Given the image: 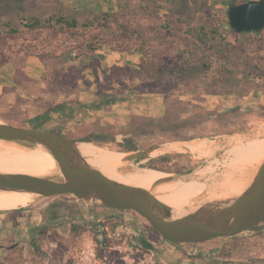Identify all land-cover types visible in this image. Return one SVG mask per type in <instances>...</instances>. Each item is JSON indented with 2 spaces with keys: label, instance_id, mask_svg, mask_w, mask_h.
Listing matches in <instances>:
<instances>
[{
  "label": "rangeland",
  "instance_id": "1",
  "mask_svg": "<svg viewBox=\"0 0 264 264\" xmlns=\"http://www.w3.org/2000/svg\"><path fill=\"white\" fill-rule=\"evenodd\" d=\"M232 1L247 0H98L93 8L96 11L120 10L126 14L125 20L132 30L137 31L130 44L132 47H137L140 52L137 51L135 56L126 54L125 57L128 59L123 61L136 65L139 62V57L136 55L146 52L141 61L145 58L143 62L151 59L156 64H170L176 60L189 59L190 56L194 57L197 54L202 61L214 66L211 70L194 76L196 80L193 77L187 79V82L177 78H166L157 87L166 95H186L184 94L188 91L186 86H189L190 90L185 100H190L193 111L200 114L197 128L189 132L192 135L190 139L202 138L207 147L216 144L217 140H229L230 138L223 139V136L234 132L262 137L250 139L249 144L243 138L237 139L234 142L235 145L245 143L236 147L229 146L220 149L216 155H212L210 150L207 155L185 152L191 162L189 168L181 173H203L204 180L208 181V183L199 181L188 191V203L192 201L193 205L209 197L238 193L235 183H243L245 187L250 181L256 164L264 158L263 151L259 158L247 160L243 162V165H240L238 161L242 156V151L247 147L246 145L260 142L259 144L264 146V29L259 32L234 34L227 22V9ZM59 2L62 3L60 0ZM25 6L28 8V3ZM9 16L8 12L0 8V46L11 45V48H19L21 45L24 47V45L32 44L34 49L39 52L46 51L57 44L74 46V43H71L69 39L66 42V34L60 35L57 39L51 38L52 34L48 28H43L35 33L25 31L19 39L10 40L4 32L6 29L3 26V22L8 20ZM202 24L206 25L209 31L217 24L220 27L219 32L226 40L218 36L217 39L211 41V46L201 49L196 37L197 33L192 31V28ZM114 31H107L105 36L107 40L102 43L100 50L112 49V46L117 42ZM100 50L97 54L104 61L108 50L106 52ZM148 53L150 56H146ZM6 54L9 57L13 56L8 49ZM68 65L58 62L50 64L52 68L57 69L61 77H64V73H66L75 79L76 67L67 68ZM223 66L225 68L222 69ZM68 69L72 71V74ZM151 70H153L152 67ZM34 73L41 75V69L40 71L35 70ZM151 75V77L155 76V74ZM226 78L230 79V83ZM98 83L102 90L113 89L110 84ZM191 86L194 88L199 86L201 89H205V92L196 91L193 93ZM13 107L2 104V108ZM16 108L26 110L24 106L18 107L17 105L14 109ZM28 108L30 111L41 110V107L35 102ZM101 147L118 150L116 144H104ZM243 147L244 149H242ZM159 152L156 151L153 155L156 156ZM130 163H133L131 166L135 170L143 173L138 165L147 166L148 160H132L121 164L120 170L126 171L127 164ZM238 164L239 169L236 167ZM168 173L175 174L176 172ZM212 183H217V187L210 189ZM219 194L220 196H218ZM62 198L72 199L73 197L63 195ZM51 200L53 199L44 198L39 204H47ZM92 207L95 206L84 204L81 213L75 217L61 218V227H52L49 231L47 230L48 232L44 233L40 244L36 243L37 246L23 245L19 250L8 252L0 260V264H163L160 253L165 248L164 244L170 241L151 232L146 225V219L128 210ZM76 221L81 227L74 238L71 234V225L73 224L71 222ZM119 224L141 229L146 237L154 243L155 249L144 248L132 233L117 232L115 227ZM103 231L106 232L109 242L100 245L97 233ZM261 231H264V224L259 229L240 233L242 240L240 246L233 250L234 259H246L260 248H264V237L259 233ZM87 240H92L96 246V255L91 259L83 254Z\"/></svg>",
  "mask_w": 264,
  "mask_h": 264
},
{
  "label": "trees",
  "instance_id": "2",
  "mask_svg": "<svg viewBox=\"0 0 264 264\" xmlns=\"http://www.w3.org/2000/svg\"><path fill=\"white\" fill-rule=\"evenodd\" d=\"M237 3L244 1H234ZM28 3V8L25 4ZM0 8L8 12L10 16L8 20L3 22L6 29L4 32L10 40L19 39L23 32L29 31L32 33L38 32L43 28L50 29L51 38L57 39L60 35L66 34V42L71 41L74 46H67L66 44H57L52 48L36 51L32 44L21 45L19 48H11L12 46H0V67L8 63L15 65L16 73L13 78L14 84L24 87L25 90H30L34 95V102L38 104L44 111L35 119L38 121L45 115L52 112L72 107L76 104L77 98L70 97L76 92V78L72 79L69 74L64 73V77L59 75L55 67L50 64L58 62L59 64H66L68 60H80L83 72L86 68L92 70L95 80L101 84H110L113 86L115 93H125L127 91L136 92H160L158 85L163 80L170 78H177L180 80H187L201 73L207 72L214 68L213 65L206 61H202L199 55L190 56L189 59H181L173 61L170 64H156L153 60L143 62L145 58L136 65L130 62L124 64H113L109 67H104L101 58L97 55V50L105 43L107 31L115 30L117 42L112 46L113 50L135 52L139 49L132 47L131 42L133 37L137 34L136 30H132L129 23L125 20L126 14L118 11H96L94 9L78 10L68 6H64L59 0H0ZM229 23V19L227 18ZM231 31L240 35L241 33L235 32L230 26ZM220 27L216 24L210 31L208 27L202 24L199 27L192 28V31L197 33V39L200 48L211 46V41L221 37L223 40L226 38L219 32ZM69 39V40H68ZM7 49L12 57H9L6 52ZM12 51V52H11ZM146 53V52H145ZM145 53H143L145 57ZM39 56L43 59L46 65V70L40 79H33L26 73V60L29 56ZM150 56L149 53L146 56ZM151 67L153 70H151ZM67 68H74V66H67ZM222 69L225 66L221 67ZM69 73L72 71L68 69ZM70 74V75H71ZM151 74H155L151 77ZM228 83L230 79L226 78ZM160 81V82H159ZM42 83L45 85L42 86ZM12 88L4 87V93H8ZM205 92V89H201ZM46 94L51 95V98L44 101ZM102 90L96 91L97 98L103 95ZM167 109L163 115L149 117L136 123L131 129L137 136L145 135L147 140L156 139L159 137L172 138V139H190L192 135L190 131L197 128L199 124L200 114H197L192 109V102L190 100L181 99L180 95H166ZM44 98V99H43ZM101 105L100 102L97 103ZM202 115V114H201ZM3 121L15 125L26 126L40 131L53 132L69 136L68 133L61 130L48 131L40 127L39 124H25L22 121L5 120ZM68 121V120H67ZM66 121V123H67ZM72 138V137H71ZM88 141H94L97 144L104 145L110 142H115V137L109 134L95 136L94 138L86 137ZM118 145V150H130L137 148V144L131 138H126L124 143H115ZM147 144L143 143V145ZM191 159L185 153H167L152 158L148 161L147 166L163 170L166 172L181 173L189 168ZM63 195L52 196L46 199H53L50 201V206L46 212L45 218L57 220L63 217H75L81 213L84 204L76 199H65ZM100 209H111L107 207H92ZM137 214L132 210H128ZM73 223V224H72ZM71 234L75 238L80 231L78 221L71 222ZM264 224L254 226L248 231L259 229ZM146 225L151 232L163 237L149 222ZM44 226L42 234L47 230ZM264 237V231L259 232ZM242 235L236 234L234 236L218 237L210 241L201 243H178V244H204L209 245L219 251V256L223 258H230L233 255V250L240 246ZM97 239L102 244H107L109 238L106 232H98ZM173 243V242H172ZM177 244V243H176ZM34 246H37L35 244ZM260 264H264V259L260 260Z\"/></svg>",
  "mask_w": 264,
  "mask_h": 264
},
{
  "label": "water",
  "instance_id": "3",
  "mask_svg": "<svg viewBox=\"0 0 264 264\" xmlns=\"http://www.w3.org/2000/svg\"><path fill=\"white\" fill-rule=\"evenodd\" d=\"M227 15L229 25L235 32H259L264 29V0L232 1ZM225 138L231 140H217L216 144L206 148L212 155H216L220 149L235 146L237 139L243 138L246 142L262 137L234 132L223 136ZM202 141V138L172 139L155 142L139 150L119 151L123 153L120 162L124 164L136 159L144 160L156 151H160L158 156L182 152L181 149L171 148V144L184 147ZM0 142L25 148L41 145L48 150L54 161L55 170L52 173L0 171V192L23 193L27 204L52 196L68 195L88 206L132 210L146 219L163 238L177 244L201 243L218 237L234 236L264 222V158L256 164L250 181L242 187L241 192L207 198L196 205L191 201L176 215L175 207L158 197L156 186L179 180L208 183L204 180L205 176L196 172L172 174L161 170L168 173V176L156 180L149 188H140L103 174L83 156L78 141L67 135L1 120ZM183 150L186 153L192 152L186 148ZM125 231L135 235L144 248L155 249L154 243L141 229L133 227Z\"/></svg>",
  "mask_w": 264,
  "mask_h": 264
},
{
  "label": "crops",
  "instance_id": "4",
  "mask_svg": "<svg viewBox=\"0 0 264 264\" xmlns=\"http://www.w3.org/2000/svg\"><path fill=\"white\" fill-rule=\"evenodd\" d=\"M60 1L64 6L78 10L93 9L95 8V3L98 2V0ZM104 46L106 47V45ZM106 50H108V53L104 56L106 58L104 61L101 60L104 67H109L115 63L124 64L127 61L123 60L128 59L125 57L126 54L127 56H135V54L140 52L118 51L110 48H104V50L100 51L106 52ZM136 56L139 57V62L143 58L141 53ZM66 64L76 67V92L71 93L72 95L70 96L78 99L76 104L72 107L49 113L38 121L36 120V122V117L44 110L30 111L28 108L33 105L34 95L30 90H25L24 87L14 84L15 65L8 63L0 67V119L22 121L25 124H39L42 129L48 131L61 130L68 133L70 137L78 142L88 141L85 139L86 137L94 138L106 133L114 136L116 140L114 143L110 142L108 144L124 143L126 138L133 139L134 143L137 144V148L122 152L139 150L155 142L172 140L165 137L147 140L145 135L137 136L131 131L136 123L149 117L163 115L166 112L167 104L164 93L146 91L133 94V91H127L118 94L113 90H102L99 87L100 84L95 81L90 68H86L83 72L80 71V60H68ZM45 68V62L39 56L32 55L26 60L25 70L30 78L40 79ZM40 69L41 75L34 73L35 70L40 71ZM89 71L91 73H88ZM193 78L196 80V77ZM185 81L187 82L188 80ZM8 86L12 89L8 93H4V87ZM42 86L44 87L45 85L42 83ZM191 88L193 93L196 91L201 92V87L199 86H196V88L191 86ZM186 89L188 91L184 93L186 95L180 96L181 99H187V94L190 90L189 86H186ZM97 90H102L104 93L99 99L96 96ZM44 98V101L48 100L51 95L46 94ZM98 102L101 105H98ZM2 104L14 107L10 109L2 108ZM17 105L18 107L24 106L26 110L22 108L14 109ZM88 142L101 146L94 141ZM146 142L147 144L143 145ZM183 151L176 153H185ZM156 157L158 155H152L144 160L149 161ZM40 201L41 199L15 209L0 211V260L8 252L19 250L23 245L40 244L44 226H47L46 229L48 231L52 227H61L62 219L52 221L45 218L50 202L39 204ZM163 247L165 248L160 253L163 264H260V260L264 259V248H260L261 250L259 249L246 259H234V255L230 258H223L219 256L217 249L204 244L166 242Z\"/></svg>",
  "mask_w": 264,
  "mask_h": 264
},
{
  "label": "bare ground",
  "instance_id": "5",
  "mask_svg": "<svg viewBox=\"0 0 264 264\" xmlns=\"http://www.w3.org/2000/svg\"><path fill=\"white\" fill-rule=\"evenodd\" d=\"M209 141L211 142V140ZM244 143L245 142L236 144L234 147L240 146ZM259 143L246 145L247 147L245 149L244 147L242 148L244 151H242V156L240 155L241 153L239 154L241 156V158L238 157L240 160L236 158L240 162V165H243V162H246L247 160L259 158L261 156V153L264 151V146ZM78 147L89 163L97 167L106 176L121 182L130 183L140 188H149L156 180L168 176V173L166 172L144 165H138L143 172L140 173L131 166L133 163L127 164L128 169L126 171H121L120 161L123 156L122 152L101 147L88 141L78 142ZM171 148L181 149L182 151L186 148L192 151V153L199 155H207L209 152L206 148V143L203 141L199 144H186L184 147L172 145ZM233 163L235 164V162ZM236 167L239 169V164ZM54 170V161L48 150L43 146L37 145L33 148H25L11 143L0 142V171L44 174L52 173ZM198 182L199 181L197 180H179L172 183L158 185L155 189L158 197L174 206L176 209V215H179L189 201L188 191ZM235 184L237 185V187L235 186V189L241 192L243 190V183ZM215 187H217V183H212L210 189ZM225 187L227 188L226 185ZM218 196H220V194ZM25 204H27V199L26 195L23 193L0 192V210H11Z\"/></svg>",
  "mask_w": 264,
  "mask_h": 264
},
{
  "label": "built area",
  "instance_id": "6",
  "mask_svg": "<svg viewBox=\"0 0 264 264\" xmlns=\"http://www.w3.org/2000/svg\"><path fill=\"white\" fill-rule=\"evenodd\" d=\"M95 244L92 240H87L85 242V250L83 251V254L85 257L91 259L92 257H95L96 252H95Z\"/></svg>",
  "mask_w": 264,
  "mask_h": 264
},
{
  "label": "flooded vegetation",
  "instance_id": "7",
  "mask_svg": "<svg viewBox=\"0 0 264 264\" xmlns=\"http://www.w3.org/2000/svg\"><path fill=\"white\" fill-rule=\"evenodd\" d=\"M130 228H132V227H130V226H125V225H117L116 227H115V230L117 231V232H119V233H122V234H124V233H126V231L125 230H127V229H130Z\"/></svg>",
  "mask_w": 264,
  "mask_h": 264
}]
</instances>
